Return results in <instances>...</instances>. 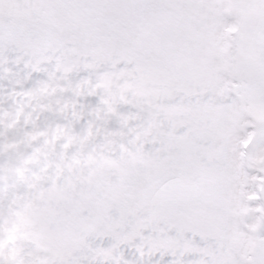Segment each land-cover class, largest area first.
Returning <instances> with one entry per match:
<instances>
[{
	"label": "snow or ice",
	"instance_id": "6c2138e0",
	"mask_svg": "<svg viewBox=\"0 0 264 264\" xmlns=\"http://www.w3.org/2000/svg\"><path fill=\"white\" fill-rule=\"evenodd\" d=\"M0 264H264V0H0Z\"/></svg>",
	"mask_w": 264,
	"mask_h": 264
}]
</instances>
